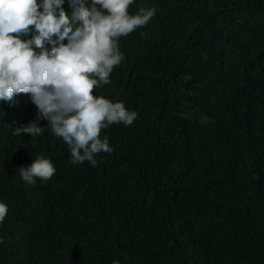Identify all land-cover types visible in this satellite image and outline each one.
Here are the masks:
<instances>
[{"label": "trees", "instance_id": "obj_1", "mask_svg": "<svg viewBox=\"0 0 264 264\" xmlns=\"http://www.w3.org/2000/svg\"><path fill=\"white\" fill-rule=\"evenodd\" d=\"M140 8L155 15L119 38L124 59L93 93L137 118L101 131L113 151L95 167L50 128L14 134L35 120L30 95L0 100V264H264V0ZM33 155L60 178L25 184Z\"/></svg>", "mask_w": 264, "mask_h": 264}, {"label": "clouds", "instance_id": "obj_2", "mask_svg": "<svg viewBox=\"0 0 264 264\" xmlns=\"http://www.w3.org/2000/svg\"><path fill=\"white\" fill-rule=\"evenodd\" d=\"M63 2L0 0V100L30 95L35 120L20 124L14 134L37 137L45 130L37 122L46 120V127L67 144L73 165L87 161L95 167L96 155L113 151L101 131L117 123L131 126L137 113L94 90L110 83L114 67L124 59L119 38L145 26L156 10L140 8L130 15L134 0H91L87 6L85 0H68L72 10ZM33 29L30 39L21 38ZM17 170L28 185L56 173L52 162L39 155ZM7 213L8 206L0 203V223Z\"/></svg>", "mask_w": 264, "mask_h": 264}, {"label": "bare ground", "instance_id": "obj_3", "mask_svg": "<svg viewBox=\"0 0 264 264\" xmlns=\"http://www.w3.org/2000/svg\"><path fill=\"white\" fill-rule=\"evenodd\" d=\"M64 1H65V0H64ZM86 1H87V0H86ZM64 3H65V2H64ZM131 12L134 13L133 11H131ZM29 38H31V36H30ZM97 89H98V88H97ZM23 98H24V97H23ZM1 102H2V101H1ZM25 105H26V103H25ZM28 106H29V105H28ZM34 107H35V106H34ZM35 108H36V107H35ZM35 110H36V109H35ZM34 112H35V111H34ZM5 113H6V112H5ZM3 115H4V114H3ZM0 116H1V115H0ZM35 116H36V115H35ZM11 117H12V116H11ZM27 117H29V116H27ZM1 118H2V117H1ZM8 118H9V115H8ZM23 118H24V117H23ZM2 119H3V118H2ZM9 121H10V119H9ZM24 122H25V121H24ZM37 123H38V122H37ZM3 124H4V123H3ZM8 125H9V124H8ZM7 127H8V126H7ZM45 128L47 129V127H45ZM5 130H6V128H5ZM7 130H8V129H7ZM50 131H51V130H50ZM50 131H49V132H50ZM47 134H49V133H47ZM52 134H53V133H52ZM23 137H25V136H23ZM26 137H27V136H26ZM41 137H42V136H41ZM51 137H52V136H51ZM44 138H45V137H44ZM46 138H47V137H46ZM57 138H58V137H57ZM5 139H6V138H5ZM22 139H24V138H22ZM26 139H27V138H26ZM40 139H41V138H40ZM47 139H48V138H47ZM55 139H56V138H55ZM2 140H3V139H2ZM6 140H7V139H6ZM48 140H49V139H48ZM28 142H29V141H28ZM0 143H1V142H0ZM23 143H25V142H23ZM20 145H22V144H20ZM14 146H15V145H14ZM14 146H13V147H14ZM8 147H9V146H8ZM24 148H27V147H24ZM18 149L20 150V148H18ZM5 150H6V149H5ZM23 150H24V149H23ZM44 150H45V149H44ZM2 151H3V150H2ZM11 151H12V150H11ZM15 151H16V150H15ZM24 151H25V150H24ZM5 152H6V151H5ZM21 152H22V150H21ZM22 153H23V152H22ZM25 153H26V152H25ZM25 153H24V154H25ZM27 153H28V151H27ZM34 153H35V152H34ZM42 153H43V152H42ZM17 154H18V153H17ZM17 154H16V155H17ZM28 154H29V153H28ZM30 154H31V153H30ZM12 155H13V154H12ZM17 156H18L19 159H20V156H21V155H20V151H19V155H17ZM26 156H27V155H26ZM33 156H34V155H33ZM40 156H41V155H40ZM42 156H43V155H42ZM15 157H16V156H15ZM18 157H17V159H18ZM21 157H22V156H21ZM24 157H25V156H24ZM30 157H32V156H30ZM34 157H36V155H35ZM0 159H1V158H0ZM14 159H15V158H14ZM23 159H24V158H23ZM31 159H32V158H31ZM33 159H34V158H33ZM22 161H23V160H22ZM22 161H21V162H22ZM25 161H26V160H25ZM28 161H29V160H28ZM0 162H1V161H0ZM16 162H17V161H16ZM21 162H20V163H21ZM24 163H25V162H23V164H24ZM15 164H16V163H15ZM26 164H27V163H26ZM16 165H17V164H16ZM18 174H19V173H18ZM18 174H17V175H18ZM56 174H57V173H56ZM19 176H20V175H19ZM19 176H18V177H19ZM55 176H57V175H55ZM57 177H58V176H57ZM52 178H53V177H52ZM58 178H60V177H58ZM13 187H14V186H13ZM68 187H69V186H68ZM72 188H73V187H72ZM72 188H71V189H72ZM68 189H69V188H68ZM68 189H67V190H68ZM65 190H66V189H65ZM13 191H14V190H13ZM64 192H66V191H64ZM67 192H68V191H67ZM13 193H14V192H13ZM72 194L74 195L75 193L73 192ZM11 195H12V194H11ZM68 195H69V194H68ZM73 195H71V197H72ZM13 196H14V195H13ZM58 197H59V196H58ZM58 197H57V198H58ZM63 197H64V196H63ZM65 197H66V196H65ZM67 197H68V196H67ZM77 197H78V196H77ZM77 197H76V198H77ZM60 199H61V198H60ZM62 199H63V198H62ZM64 199H65V198H64ZM74 199H75V197H74ZM68 200H69V199H68ZM17 202H18V201H17ZM68 202H69V201H68ZM18 203H19V202H18ZM18 203H17V204H18ZM64 203H65V202H64ZM9 204H11V203H9ZM12 205H13V203H12ZM10 206H11V205H10ZM11 208H12V207H11ZM82 225H83V224H82ZM9 241H10V240H9ZM7 242H8V241H7ZM7 244H8V243H7ZM9 245H11V244H9ZM5 246H6V245H5ZM32 257H33V256H32ZM32 259H33V258H32Z\"/></svg>", "mask_w": 264, "mask_h": 264}]
</instances>
